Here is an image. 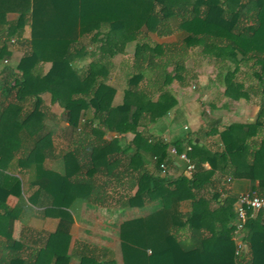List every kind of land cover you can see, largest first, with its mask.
<instances>
[{
  "label": "trees",
  "instance_id": "1",
  "mask_svg": "<svg viewBox=\"0 0 264 264\" xmlns=\"http://www.w3.org/2000/svg\"><path fill=\"white\" fill-rule=\"evenodd\" d=\"M131 44L133 72L117 101L110 73ZM10 45L22 51L13 67ZM193 54L209 59L208 78L223 87L230 108L241 98L258 106L251 121L219 132L222 151L193 144L186 130L170 142L149 130L177 103L174 83L208 88L188 65ZM0 58L7 59L0 63V264H264V212L235 232L244 192L222 196L213 188L214 161L242 176L236 164L228 169L235 153L247 179L258 180L247 191H264V0H0ZM237 131L247 132V145L230 139ZM169 145L186 153L190 175ZM10 196L19 203L11 206ZM23 202L57 219L33 244L14 235ZM83 203L153 208L118 224L117 260L88 241L70 247ZM213 222L219 234L206 232ZM237 239L245 245L238 254Z\"/></svg>",
  "mask_w": 264,
  "mask_h": 264
},
{
  "label": "crops",
  "instance_id": "2",
  "mask_svg": "<svg viewBox=\"0 0 264 264\" xmlns=\"http://www.w3.org/2000/svg\"><path fill=\"white\" fill-rule=\"evenodd\" d=\"M15 14H10L9 17H14ZM29 27L24 28V37L28 36ZM11 54L9 56L10 62L15 60L16 63L22 55V51L17 46L10 45ZM173 87L175 89L177 103L167 112V114L158 122L151 123L149 125V130L156 135H163L165 141H172L182 137L184 131L191 135V140L193 144L198 143L199 146H204L211 152L222 151L223 150V140L219 132L225 130L232 123H243L251 121L256 113L257 107L251 106L249 112H247V99L241 98L234 103V107L230 108L226 104L227 98L222 96V91L214 90L211 87L206 88L203 91H196L195 87L190 88H176L177 84L174 83ZM117 101L120 100V94L118 92L116 96ZM203 101H208L210 103L209 107L206 108L209 116L216 120V123L211 125L209 118L202 114L203 111ZM250 104V103H249ZM207 106V105H206ZM205 111V112H206ZM206 112V113H207ZM215 131V132H213ZM186 135V134H185ZM132 134H127L126 139L130 140ZM233 143L236 145L238 143H246L247 145V132H234L232 135ZM229 139V140H230ZM121 143H124V139H121ZM186 144V142H183ZM170 148V145L168 149ZM235 154V153H234ZM233 153L229 156L228 169H235V165L240 169L242 176L239 178H234L231 175L223 173L220 168L222 167V160L214 161L215 165L218 167L214 172L213 179L215 180L214 189L220 191L222 196H225L224 189H228L229 193L238 196L240 193L247 191L253 186L257 187L258 180L252 183L247 179V165L241 160L237 159ZM244 161L247 162V148L244 147L243 150ZM204 167L209 169L211 167L208 160L204 162ZM149 169H152L149 166ZM170 173L174 176L178 171L173 168ZM187 175H190L186 171ZM135 189L133 188L132 191ZM15 196H10L8 203L14 206L19 203V199L15 197L14 202H9L10 198ZM217 203L211 202V207L214 208ZM153 208V207H152ZM150 206L144 207H134L136 211H133V216L146 214L152 209ZM181 208L186 210L189 208V201L185 200L181 203ZM122 208L113 207H101L92 203H83L78 210L77 214L74 216L75 220L71 228V241L70 247H72L76 241H88L96 244L100 247L111 248L115 252V256L119 257L118 253L113 249L114 247L118 250V236L117 227L120 222L125 218L123 214L120 213ZM27 210V209H26ZM38 210V211H37ZM109 210L112 215H116L113 219H118L116 223L109 224L106 222L108 218ZM28 214L24 216L21 214L20 220L15 223L14 235L15 237L21 239L22 241L33 244L38 233L41 231H53L57 224L56 218L44 217L39 209L34 208V210H28ZM40 211V212H39ZM25 212V211H24ZM90 212V213H89ZM91 214V215H89ZM128 218V216H127ZM99 219V221H97ZM102 221V223L100 222ZM223 227L221 223L213 222L210 223L206 232L208 234H219ZM96 240V242H94ZM98 240H103V243L97 242ZM120 260V258H118ZM69 264H77L76 259H71Z\"/></svg>",
  "mask_w": 264,
  "mask_h": 264
},
{
  "label": "rangeland",
  "instance_id": "3",
  "mask_svg": "<svg viewBox=\"0 0 264 264\" xmlns=\"http://www.w3.org/2000/svg\"><path fill=\"white\" fill-rule=\"evenodd\" d=\"M159 39H162V38H159ZM168 39L169 38H167V40ZM170 39H172V38H170ZM162 40H165V39H162ZM132 49H133V46L131 44L127 47V51L125 53H120L116 57H114V61L117 64V66L110 73V82L113 83V85H115L119 89L118 92H120V89L122 88L123 84L125 83L126 77L133 72V70H132L133 69V67H132ZM192 57L194 58V61H193V59L189 60L188 65H190L191 69H194V71H196L197 73H200V81L199 82L203 83V84H206L208 82V84H206V85H208V87H211L212 91H214L216 89H217V91L223 90L222 86H217L216 83H212V81H210L208 78L209 77L208 74L210 76L214 77V74L212 72L213 66H212V64H210L211 62L209 61V59H207L201 55L195 56L194 54ZM15 64H16L15 60L10 62V66H12V67ZM2 66L3 65H0V71H1ZM2 75H5V74H2ZM212 77L210 78L211 80L213 79ZM190 84H192V83H190ZM191 86L193 89L194 84L189 85L187 88H190ZM44 99L47 103H49L48 96H44ZM247 103H248L247 112H249L252 105L257 107V112H258V106L256 104H254V99L247 101ZM208 107H209V104H203V110L206 111V108H208ZM51 109L54 112L59 113L61 110V107L58 104H54L51 106ZM15 199H16L15 197L10 198L9 202H14ZM23 204H24V202H23ZM22 209H23V212H22L23 215L22 216H24L26 213L29 216L28 210H34V208H31L30 206H27L25 204H24V207ZM119 211L121 214H123V216H125V218H127V216L128 217L133 216L132 215L133 211H136V210L134 208H126V209H120ZM89 215H91V214H89ZM108 216L109 217L105 219L106 222L108 223V225L109 224L112 225L113 222L116 223L118 221V219H116V218L113 219V217H115L116 215H112V212L110 210H109ZM97 221H99V219ZM100 222L102 223V221H100ZM111 225H109V226H111ZM100 241L103 243V240H98L97 242H100ZM94 242H96V240ZM113 249H115V251L118 253V250L115 247ZM116 257L118 260L119 257L118 256H116Z\"/></svg>",
  "mask_w": 264,
  "mask_h": 264
},
{
  "label": "built area",
  "instance_id": "4",
  "mask_svg": "<svg viewBox=\"0 0 264 264\" xmlns=\"http://www.w3.org/2000/svg\"><path fill=\"white\" fill-rule=\"evenodd\" d=\"M0 63H7L6 58H0ZM170 153L177 155L181 160L185 161L186 171L191 173L194 165L189 161L185 152H178L174 146L169 148ZM164 170V165H161ZM258 212H264V191L259 193L256 191H246L238 196L235 206V232H239L245 225L248 217H253ZM236 253L238 254L245 245L239 240H236Z\"/></svg>",
  "mask_w": 264,
  "mask_h": 264
}]
</instances>
